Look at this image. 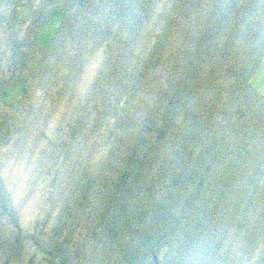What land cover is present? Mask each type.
<instances>
[{
  "label": "rangeland",
  "instance_id": "obj_1",
  "mask_svg": "<svg viewBox=\"0 0 264 264\" xmlns=\"http://www.w3.org/2000/svg\"><path fill=\"white\" fill-rule=\"evenodd\" d=\"M263 52L264 0H0V264H264Z\"/></svg>",
  "mask_w": 264,
  "mask_h": 264
},
{
  "label": "water",
  "instance_id": "obj_2",
  "mask_svg": "<svg viewBox=\"0 0 264 264\" xmlns=\"http://www.w3.org/2000/svg\"><path fill=\"white\" fill-rule=\"evenodd\" d=\"M29 12L27 4H21L16 7V15L19 19H24ZM67 21V15L57 7H51L43 20L36 26L34 41L42 48H48L57 34L64 28ZM250 86L264 97V52L251 75L248 78ZM27 92V86L23 79L15 78L11 82L0 83V100L6 103L16 101ZM208 167V166H207ZM204 176H200L196 186L200 187ZM152 256L157 261V256L153 252Z\"/></svg>",
  "mask_w": 264,
  "mask_h": 264
}]
</instances>
